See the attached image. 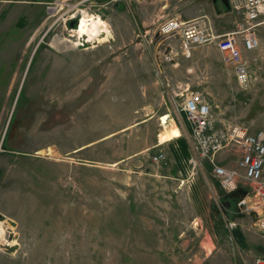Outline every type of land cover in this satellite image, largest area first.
Instances as JSON below:
<instances>
[{"label":"rangeland","instance_id":"1","mask_svg":"<svg viewBox=\"0 0 264 264\" xmlns=\"http://www.w3.org/2000/svg\"><path fill=\"white\" fill-rule=\"evenodd\" d=\"M175 3L0 0V264L264 258L258 214L225 195L208 161L189 162L182 137L158 140L164 113L168 123L179 125L175 112L187 123L177 106L189 90L209 97L218 124L264 129V25L247 53L258 57L255 73L242 89L221 54H165L170 37L160 23L183 15ZM216 4L204 0V12L221 30L217 11L226 8ZM231 9V20L243 22ZM82 11L107 22V40L78 36L70 22ZM55 37L65 41L54 45ZM206 45L216 50L213 42L198 46ZM158 149L167 153L164 164L151 159ZM236 158L216 155L227 167ZM237 186L248 188L243 180Z\"/></svg>","mask_w":264,"mask_h":264},{"label":"built area","instance_id":"2","mask_svg":"<svg viewBox=\"0 0 264 264\" xmlns=\"http://www.w3.org/2000/svg\"><path fill=\"white\" fill-rule=\"evenodd\" d=\"M230 2L244 15V21L236 29L219 34L208 22L171 15L160 23V32L180 35L181 47L188 51L195 45L213 42L223 62L232 68L239 86L247 89L255 73L252 63L258 57L255 55L249 60L245 52L257 49L260 44L256 27L264 24V0ZM177 110L190 126L187 136L191 150L189 162L196 166L200 160L208 161L213 176L228 192L236 189L239 181H245L248 188L237 200L238 207L241 211H255L258 214L255 225L264 230V129L250 130L242 121L218 124L211 100L200 90L187 91ZM224 150L236 154L234 166L227 167L216 159V155ZM151 159L154 163L164 164L167 153L158 149ZM257 264H264V258L257 260Z\"/></svg>","mask_w":264,"mask_h":264},{"label":"crops","instance_id":"3","mask_svg":"<svg viewBox=\"0 0 264 264\" xmlns=\"http://www.w3.org/2000/svg\"><path fill=\"white\" fill-rule=\"evenodd\" d=\"M177 2L178 3L177 4L175 3L174 6L176 9H182V12H183V15L181 14L183 16L182 19L187 20V19L197 18L203 22H208L211 25L212 29L218 33V31H216V30H219V29L217 28L216 24L214 22H213L214 24H212L210 22V20L208 19L209 18L208 14L204 12L205 11L204 0H181V1H177ZM212 2L214 4V6L217 5V4H215V2L213 0H212ZM231 7L234 8L233 6H231ZM232 13H233L232 9L231 10L226 9L225 12H221V13H220V11H217V16L223 17L222 28H221V30H219V32L225 33V32L230 31L229 29L231 28V26H230L231 21L236 26H238L242 22L241 19H239L238 17H233V16H232V20H231V14ZM227 14H229V15H227ZM175 15H177V14H175ZM181 15L178 14L177 16L181 17ZM243 21H244V15H243ZM261 25H264V24H261ZM261 25H259V26H261ZM215 28H216V30H215ZM260 32L261 33L264 32V29H262ZM257 36L259 38V43H260V37H259L258 33H257ZM168 37H170V38L165 40V43H166L164 46L165 54H221L219 52V50L217 49V47H216V50L214 51L211 49L210 45H206V46L195 45L189 51L184 50L181 47V36L180 35H172V36L168 35ZM248 52H251V51H248ZM248 52H245V55L247 58H249V60H251V58L253 56H255V54H251L249 57L248 56L249 54H247ZM164 114H166V113H164ZM175 115H176V120L179 124L177 127L180 130V136L175 137L173 139L179 140L180 137H182L185 144L187 145L188 152L191 153L190 146H189L188 139H187L188 132L190 129L189 123L186 120L187 123L182 124V122H180V120L178 119L179 116H178L177 112H175ZM183 117L186 119V117L184 115H183ZM181 118H182V116H181ZM172 120L176 123L174 117L172 118ZM176 143L178 145V142H176ZM180 146H181V141H180ZM178 153H179V151L175 149L174 154L176 155L177 158H179Z\"/></svg>","mask_w":264,"mask_h":264},{"label":"bare ground","instance_id":"4","mask_svg":"<svg viewBox=\"0 0 264 264\" xmlns=\"http://www.w3.org/2000/svg\"><path fill=\"white\" fill-rule=\"evenodd\" d=\"M78 36L85 35L87 40H107L110 36L107 22L101 18L98 14L87 13L86 11L81 12V16L78 19V25L75 29ZM53 44L58 46L59 42L65 41L60 37H55ZM168 115L165 114L161 118V125L163 126L161 131L158 133V140L160 143L169 141L175 137L180 136V130L177 125L168 123Z\"/></svg>","mask_w":264,"mask_h":264},{"label":"trees","instance_id":"5","mask_svg":"<svg viewBox=\"0 0 264 264\" xmlns=\"http://www.w3.org/2000/svg\"><path fill=\"white\" fill-rule=\"evenodd\" d=\"M186 149H187V145L185 144V142L181 141V150H183V152L187 153ZM246 191H247L246 189H241L240 187H237L236 189L225 193V195L232 196V197H234V198H236L238 200L240 198V196L245 194ZM233 233L237 237L240 236V238H242V235L240 234L238 229L235 228L233 230Z\"/></svg>","mask_w":264,"mask_h":264},{"label":"water","instance_id":"6","mask_svg":"<svg viewBox=\"0 0 264 264\" xmlns=\"http://www.w3.org/2000/svg\"><path fill=\"white\" fill-rule=\"evenodd\" d=\"M213 1L216 2L217 0H213ZM219 1L225 6V8L227 10H230L231 4H230V1L229 0H219ZM73 22L75 24H77L78 23V20L77 19L71 20L70 24H73Z\"/></svg>","mask_w":264,"mask_h":264},{"label":"flooded vegetation","instance_id":"7","mask_svg":"<svg viewBox=\"0 0 264 264\" xmlns=\"http://www.w3.org/2000/svg\"><path fill=\"white\" fill-rule=\"evenodd\" d=\"M215 4H216V2H215ZM74 23V22H73Z\"/></svg>","mask_w":264,"mask_h":264}]
</instances>
